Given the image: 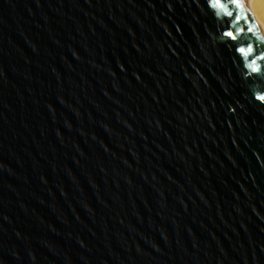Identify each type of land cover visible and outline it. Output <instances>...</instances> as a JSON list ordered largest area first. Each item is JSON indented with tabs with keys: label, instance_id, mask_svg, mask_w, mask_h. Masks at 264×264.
<instances>
[{
	"label": "water",
	"instance_id": "obj_1",
	"mask_svg": "<svg viewBox=\"0 0 264 264\" xmlns=\"http://www.w3.org/2000/svg\"><path fill=\"white\" fill-rule=\"evenodd\" d=\"M228 7L0 0V264H264V39Z\"/></svg>",
	"mask_w": 264,
	"mask_h": 264
},
{
	"label": "snow or ice",
	"instance_id": "obj_2",
	"mask_svg": "<svg viewBox=\"0 0 264 264\" xmlns=\"http://www.w3.org/2000/svg\"><path fill=\"white\" fill-rule=\"evenodd\" d=\"M228 5L234 6L239 9L241 5V0H227V2H225V0H210V6H214L216 9H219L226 17L234 18L235 21L239 23L241 21V15L239 10L233 13L229 10ZM244 22L251 23L250 18L245 16ZM248 32H253L252 27L248 28ZM224 36L231 40L236 39V33H233L231 31H225ZM236 51L240 53L241 57L247 61L244 66L250 69L252 73L259 75L261 69L257 65V61H264V53H260L258 55L255 54L252 44H248L247 47H237ZM253 56L255 58H251ZM256 99L258 101L264 102V94L257 95Z\"/></svg>",
	"mask_w": 264,
	"mask_h": 264
},
{
	"label": "bare ground",
	"instance_id": "obj_3",
	"mask_svg": "<svg viewBox=\"0 0 264 264\" xmlns=\"http://www.w3.org/2000/svg\"><path fill=\"white\" fill-rule=\"evenodd\" d=\"M253 7L255 9L258 25L264 39V0H251Z\"/></svg>",
	"mask_w": 264,
	"mask_h": 264
}]
</instances>
